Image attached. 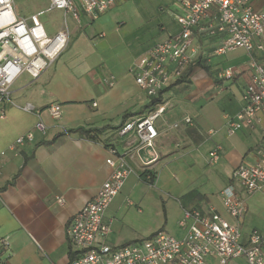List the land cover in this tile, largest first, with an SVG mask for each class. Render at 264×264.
<instances>
[{"label": "crops", "instance_id": "crops-1", "mask_svg": "<svg viewBox=\"0 0 264 264\" xmlns=\"http://www.w3.org/2000/svg\"><path fill=\"white\" fill-rule=\"evenodd\" d=\"M253 8L264 13V0L255 1ZM54 19H62V13L58 11ZM94 20L81 14L76 23L68 17L65 25L69 40ZM61 26L51 29L45 25L49 34ZM160 31L165 32L164 27ZM115 32L120 34L119 30ZM170 35L164 33L150 46L126 48L124 38L97 33L88 39L96 45L100 58L93 63L87 56H81V72L75 71L73 63H65V70L58 69L67 46L36 81L11 90L13 102L31 103L40 110L46 131L43 135L34 132L32 142L17 148L16 153L9 152V146L18 136L33 130L37 118L7 103L0 105V114L4 113V119H0V242H7L6 247L0 246V264L5 261L8 264H69L72 251L65 234L67 222L94 198L112 171L105 161L117 155L125 154L132 172L104 214V222L110 228L106 243L110 246L125 245L153 234L137 239L140 235L136 231L123 228L130 209L142 215L131 196L141 186H155L158 171L165 164L176 163L189 150L200 147L207 148V163L208 154L216 147L220 149L219 159L212 165L217 187L206 192L190 187L174 198L179 206L178 222L190 210L202 213L213 210L229 219L221 205V191L233 183L231 175L235 168L254 163L259 150L264 148V117L252 128H243L233 135L228 134L226 120L241 110L242 94L250 80L249 60L264 66V50L255 48L248 54L239 49L215 55L214 42L201 44L197 59L184 76L158 97L165 111L155 123L158 137L153 149L156 160L152 161L154 155L150 150H138L135 137L119 136L117 128L152 111L153 107H148L151 100L135 84L131 68L152 46ZM227 69L232 70L233 77L219 78L218 74ZM32 85L31 91H27ZM55 103L61 105L58 121L46 112ZM176 111L190 119V123L181 122L176 129L168 127L178 117ZM125 116L128 117L124 119ZM74 129L101 132L94 138L66 134ZM144 173L154 176L152 185L143 182ZM238 192L247 207L246 215L239 222L242 237L246 239L255 230L264 238V229L254 224L256 210L264 204V190L252 196L245 195L241 189ZM56 197H62L64 204H58ZM178 222V233H169L177 239L184 235ZM209 261L217 264L214 259ZM227 264L246 262L237 258Z\"/></svg>", "mask_w": 264, "mask_h": 264}, {"label": "built area", "instance_id": "built-area-1", "mask_svg": "<svg viewBox=\"0 0 264 264\" xmlns=\"http://www.w3.org/2000/svg\"><path fill=\"white\" fill-rule=\"evenodd\" d=\"M47 1L46 12L62 13V26L54 34H49L40 21L41 12L22 16L16 10L15 0H0V105L7 103L37 118L33 130L18 136L9 146L8 151L12 153L32 142L34 132L43 135L46 131L40 110L31 103L18 105L11 99L16 80L25 74L34 82L52 66L68 44L69 31L65 25L68 17L76 23L81 14L94 20L113 8L118 0ZM255 1L175 0L181 11L174 16L178 32L156 43L134 62L131 72L137 87L151 101L158 99L162 91L184 76L197 59L201 44L211 41L215 44V55L239 49L248 54L255 48L264 50V13L254 10ZM248 67L250 80L242 94L243 106L235 117L226 120L229 135L252 128L264 117V66L251 59ZM218 77L230 79L233 72L227 69ZM164 111L160 103L145 117L127 120L119 128V136H134L136 148L150 150L155 161L153 149L158 137L155 123ZM46 112L52 120L58 121L61 105L51 104ZM0 119H4V113L0 114ZM184 123L189 124L190 119ZM177 127L178 124L172 126ZM219 151L216 147L208 154L210 165L217 163ZM257 155L254 163L236 167L231 175L233 183L221 191V205L230 220L213 210L208 213L185 211L178 222V227L184 231L182 238L159 230L145 239L120 246L106 243L110 228L104 222V214L132 171L125 154L107 159L106 165L112 170L109 177L65 227L72 251L69 264H210V259L217 264H227L237 258H243L246 264H264L263 236L254 230L244 239L239 223L247 207L238 191L241 189L245 195L252 196L264 190V148ZM55 201L64 204L62 197H56ZM0 246L6 247V240H1Z\"/></svg>", "mask_w": 264, "mask_h": 264}, {"label": "rangeland", "instance_id": "rangeland-1", "mask_svg": "<svg viewBox=\"0 0 264 264\" xmlns=\"http://www.w3.org/2000/svg\"><path fill=\"white\" fill-rule=\"evenodd\" d=\"M15 6L22 16L41 12L40 21L51 29L62 25L63 19L59 21L54 19L58 11L46 12L47 0H15ZM178 9L174 0H122L106 13L101 14L93 24L70 38L66 55L64 54L57 64L58 69L65 70V63H73L75 71L81 72V56H87L93 63L96 58H100L96 45L88 39L100 32L110 38L114 35L124 38L126 48L128 45L130 48L150 46L164 33L172 35L178 31L174 21ZM162 27L165 32L160 31ZM115 30H119L120 34ZM97 47L99 48L98 45ZM28 83H31L30 79L23 74L16 80L12 90ZM33 85L28 87L27 91H31ZM176 113L178 117L172 120L168 127L180 125L187 119L177 111ZM206 151V147L189 150L187 156L180 158L176 163L165 164V167L158 171L155 186L144 185L135 190L130 199L139 205L142 215H136L138 210L130 209L131 213L126 216L123 228L136 231L137 235H140L137 239L147 237L159 230L176 235L179 206L173 199L190 187H197L205 192L217 187L216 182H213L214 168L205 160ZM256 211L254 224L264 229V204Z\"/></svg>", "mask_w": 264, "mask_h": 264}, {"label": "trees", "instance_id": "trees-1", "mask_svg": "<svg viewBox=\"0 0 264 264\" xmlns=\"http://www.w3.org/2000/svg\"><path fill=\"white\" fill-rule=\"evenodd\" d=\"M161 100L158 98L156 100H152L149 104V108H152L154 106H156L157 104H160ZM128 116H125L124 119H126ZM121 127V126H120ZM120 127H118L117 129H119ZM116 129V128H114ZM99 132H101V130L98 129H94V130H84V129H74V130H68L66 131V134H71V133H79L82 136H85L87 138H94L96 134H98ZM149 174V179H147V175ZM143 176V182L152 185L154 182V176L150 173H144L142 174Z\"/></svg>", "mask_w": 264, "mask_h": 264}]
</instances>
